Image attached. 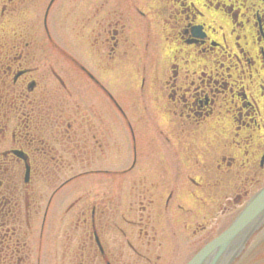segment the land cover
Wrapping results in <instances>:
<instances>
[{
	"label": "flooded vegetation",
	"instance_id": "flooded-vegetation-1",
	"mask_svg": "<svg viewBox=\"0 0 264 264\" xmlns=\"http://www.w3.org/2000/svg\"><path fill=\"white\" fill-rule=\"evenodd\" d=\"M263 184L264 0H0V264H184Z\"/></svg>",
	"mask_w": 264,
	"mask_h": 264
},
{
	"label": "water",
	"instance_id": "water-1",
	"mask_svg": "<svg viewBox=\"0 0 264 264\" xmlns=\"http://www.w3.org/2000/svg\"><path fill=\"white\" fill-rule=\"evenodd\" d=\"M264 219V185L246 202L231 224L205 243L185 264H229Z\"/></svg>",
	"mask_w": 264,
	"mask_h": 264
},
{
	"label": "rangeland",
	"instance_id": "rangeland-1",
	"mask_svg": "<svg viewBox=\"0 0 264 264\" xmlns=\"http://www.w3.org/2000/svg\"><path fill=\"white\" fill-rule=\"evenodd\" d=\"M249 253V249H245L240 255H239V259L235 262V264H246V261L248 259L247 255ZM252 261V260H251ZM253 262V261H252ZM250 262L249 264H255Z\"/></svg>",
	"mask_w": 264,
	"mask_h": 264
}]
</instances>
